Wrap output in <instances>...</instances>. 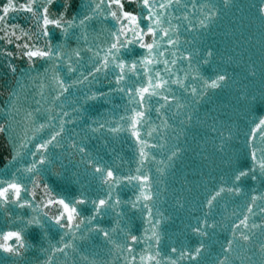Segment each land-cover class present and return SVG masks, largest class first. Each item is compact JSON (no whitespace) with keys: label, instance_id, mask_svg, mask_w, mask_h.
<instances>
[{"label":"snow or ice","instance_id":"obj_1","mask_svg":"<svg viewBox=\"0 0 264 264\" xmlns=\"http://www.w3.org/2000/svg\"><path fill=\"white\" fill-rule=\"evenodd\" d=\"M59 2L60 7L56 11H53V9L56 7V4ZM103 2V0H101ZM129 2H133V0H129ZM177 4H179V0H175ZM135 3L137 5H142V8L139 12L133 10V11H127L124 9V4L121 2V0H108V7L111 8L112 4H115L117 6L116 11H109L108 15H110L113 20L115 21L114 28L116 25H119L118 28H115L114 31H112L111 35L114 37V40L110 43L108 52L105 53L103 58L99 61V63H96L93 65L91 71L88 72V76H93V79H96V76L94 74H98L101 72H105L106 69H108L109 64L113 63L116 60H119V63L116 65L120 72L116 74L115 76V83L117 85L116 89H109V92L112 91H119V92H125V89L121 87V82L125 79V69H128L129 71L135 70L137 67V62H139L141 65H144V72L145 74L149 73V69L147 65L156 63V60L152 59L154 50L159 48V42L155 39V37L158 35L157 29H160V31L163 33L164 37H168L167 43L170 45H173V47L176 46L178 43L179 38L177 37L176 40H173L170 37V32L175 33L176 28L175 26L171 25V22L169 20V27L163 28L162 24L164 21L161 19L162 16H164V13L157 12L156 5L154 3H150V0H135ZM173 3V0H165L164 3H161L158 5L160 9H165L166 7H170ZM225 5L227 6L229 4V0H224ZM252 7L257 8V11L259 13V19L261 20L262 24H264V0H259V4H253ZM100 4H94V6L89 5L86 7V5L82 2L79 5H76V0H26L25 3H15L14 0H5V2L0 3V44L2 45H11L14 49L9 50L7 47L0 46V57H7L12 59H20V60H26L28 64L27 71L30 72L35 68L36 61L38 59L43 60L47 58V60L55 61L57 58L62 57L65 54L66 50V41L74 34L73 30L77 27L83 29L86 25V22L90 21L93 18V15L96 13V10L99 9ZM203 7V6H202ZM76 8H79L80 10L77 11ZM209 11L206 14H203V18L199 20L200 26L207 27L209 23L212 22V17L216 15V12L213 10V6L208 5ZM24 12L29 15L25 17V20L27 21L28 27H22L19 24H9V18L10 14L13 13H19ZM145 12L147 13L145 15ZM141 21L146 22L144 26H141ZM123 22V23H122ZM52 26V29L50 30V27ZM59 29L61 31V35L57 42L53 44V36H54V30ZM19 33V34H18ZM129 34L133 39L129 38ZM151 36L152 40L151 42H144L145 36ZM33 36L39 37L43 36L46 38L44 45L37 46L36 44L32 43ZM121 36L124 37V39H121ZM79 39V37H77ZM86 39V36H85ZM132 43L139 44V46L143 49H147V53L142 57L138 58V60H132L131 62H128L124 60L123 58H120L117 53L120 52L121 49H127L128 46ZM75 56H80V50L79 49H71L70 50ZM91 51V49H89ZM96 56H99V52L95 54ZM159 55H163V53H159ZM176 53L173 52L172 56L175 57ZM213 52L212 49L209 48L204 58L199 61L201 64H208L210 63V58L212 57ZM111 57V59H110ZM191 53L188 54V56L185 57V59L190 60ZM163 63L167 66L169 64L168 60H164ZM172 64L176 63V59L171 60ZM55 65H53L54 67ZM9 68L12 73H16L17 69L14 65L11 64L9 60ZM68 71H73V68L71 66L68 67ZM165 71H168L167 67ZM22 74H25V70H21ZM45 72H47V69H45ZM223 73V74H221ZM106 74V73H105ZM37 75H41L39 72ZM254 75V73H253ZM59 84V88L63 91H68L70 85H65L62 80H60L59 76L54 77ZM84 79H87V76L84 77ZM203 83L201 86V90L197 92L196 88H192L191 92L193 97H204L209 90L217 89L221 86H223V83L226 82L228 79L227 73L225 71L213 69V75L208 77H201ZM82 81L77 79L73 81L74 84H79ZM17 85L19 87H22L23 85L20 84V81L18 80ZM169 83V81L164 80L159 72L155 73V82L153 81V78L149 76L147 84H142L139 87H136L134 90V96L132 97L135 99V96L139 97L138 103L140 104L141 109L143 108L144 101L146 97H150L152 95H158L159 89L165 88V86ZM171 83L178 84L181 87L184 86L183 80L181 79H172ZM16 91L17 89H12L8 93V102L6 104V107L11 110L12 105L16 98ZM127 92L129 94L133 93L132 88H128ZM60 93H58L59 95ZM98 96L100 98H106L105 93H98ZM96 96L93 97H85V100L89 99H95ZM165 100L168 99L167 96L164 97ZM193 103H196L195 99L192 101ZM39 103V102H37ZM177 107L182 108L184 105H177ZM36 111H39L37 109ZM134 115L130 117V127L133 129L132 135L136 137L137 143L139 145V163L143 164L145 158L148 157V152L145 151V148L149 147L146 140L141 139L140 134L138 131H136L137 125L143 123V117L144 112L142 110L137 111L133 109ZM32 112L26 113V118L31 120L32 119ZM64 116H67L68 113L64 112ZM188 120H191V115H188L186 117ZM57 119L56 117L49 114L47 116V119L44 123H40L38 126L34 127L32 129L33 135L36 134V132L45 129L50 128L51 131L49 132L46 139H42L39 143L35 144L36 151L31 152V155L33 157L39 156L38 160H35L33 163L28 165V167L25 169V171L32 172L36 169L37 164L44 165L46 162L51 163L49 160V157L47 155L50 148H59L62 147L61 141L65 139V133L66 129L64 127L66 121L63 119V117L59 118L58 123L53 124L51 123L53 120ZM123 119V117H121ZM98 123V122H97ZM183 123V121H181ZM99 128H103V124L98 125ZM257 129H259V134L262 138H264V116L259 117V122L256 123L255 127L251 129V132L253 135L256 134ZM8 130L7 122L5 125H0V132H6ZM122 130L120 126L118 125L117 128L110 129L111 132H117ZM93 132L97 131L96 128L92 129ZM149 135H151V131L149 132ZM31 138L27 135V131L25 132L24 139L20 141V144L23 147H27V145L24 143V141H30ZM163 145H159V147H162ZM3 147V146H0ZM70 148L77 150L80 153H85L86 149L84 147H81L78 143L73 141L70 145ZM151 147H157V145H151ZM16 151V146H13V153ZM180 151L179 148H176L171 155L169 156V160H171L173 157L177 155V153ZM259 152V157L257 156V153ZM12 159L15 160L16 156L15 154L12 156ZM85 159L87 160V164L92 167V171L95 175L98 176L99 180L103 184H107L109 187L108 195L104 198H99L98 200H92V215L88 217L89 223H91L93 220H95L97 215H101L106 213L109 209H115V207L120 203L119 199L112 200V188L115 184L120 183V177H117L114 174V171L112 168L104 167L99 164H97L91 157V154L89 153ZM251 160H252V168L251 169H238L236 171V174L234 176L233 183L240 181L241 177H246L249 175V173H253L251 178L253 180H256V175L254 174L255 169L257 165L260 169L261 176H264V141H262L261 145L257 147H253L251 151ZM38 171V170H37ZM139 171V168L137 169ZM63 178V177H62ZM65 179H71V178H65ZM124 179L136 180L139 179L140 181L147 182L149 181L148 175H141L139 177L137 176H129L125 177ZM35 184V181H33ZM21 184L17 183L15 180L11 182H7L3 186H0V207L10 203V202H17L20 204V206H23L24 204H27V200L21 201ZM49 185L44 184V189L48 190ZM149 188V190L146 192L145 189ZM239 192V187H231L225 189V187L220 186L218 189L214 190L206 199L205 204L211 210L214 207V201L221 195L223 192ZM50 196V193H48ZM143 197L144 200H151L152 193L150 191V186L148 184H141L140 186V193L137 195L136 200L139 201ZM43 199V198H42ZM256 197L253 196L252 200L255 201ZM86 203V198H83V194L81 193V198H77L71 202H66L63 198L58 199H52L49 198L47 200V205L52 204H58L62 207V211H59L58 214L55 215H49V211H44L42 214L37 212L35 215L30 216L23 225V229L16 230V231H8L3 234V242H0V249H2L4 252L11 253L13 255H20L21 249L26 247V243L24 238L21 235V232L26 229L32 230V236L33 239L37 241H43L47 239V229L50 228L52 225L49 223L50 221H54L55 225L59 226L61 229L63 228H79L80 224L83 223V218H80V222L73 224V220L79 216V213L77 212V206ZM45 205V207H47ZM41 205L36 204V208H39ZM133 207H136V203L133 202ZM147 208V205H145ZM248 211L251 212V206L248 207ZM264 211V209H262ZM207 215V214H205ZM157 216L159 217L156 219L155 224L152 225V234L153 237L158 241L159 235L156 232V226L161 223V220L163 219L162 214L157 213ZM47 218V219H45ZM248 216L245 215L244 219L240 221V225L243 226L244 229H248L249 225L247 223ZM207 225V221H201L198 223V226L193 228V232L197 233L198 235H206L205 227ZM259 225L252 224L251 228H257ZM233 232H238L240 234V238L243 241H249L250 236L248 234H245L244 231H241L239 226L236 224H233L232 226ZM97 231L101 232L104 237L109 236V232L105 231L103 229L97 228ZM14 238V245L8 243V241L13 240ZM130 239L132 241H137V236H131ZM62 242V241H60ZM59 243V242H58ZM109 243H113V241L109 240ZM70 245H65V247H68ZM117 249H121V245H115ZM233 246V240L229 239L227 241V247H223L222 252V258L218 259L217 264H231V257H230V250ZM204 248L203 243H201L198 247H195L194 249H188V250H181L179 253V256L177 259H189L191 261H196L197 257L201 254V250ZM261 248L264 249V245H261ZM128 249V255L131 256V260L128 262V264H132V262L135 261V256L132 255V247L131 245L127 246ZM43 251H47V249H42ZM51 250L53 252L60 251L63 252V248H56L55 246H52ZM172 253L177 252L176 248L171 249ZM67 255V253H65ZM155 255H159V252H156ZM146 257L141 256V261L145 260ZM149 260H155L154 255H150L147 257ZM156 264H160L159 261H156ZM171 264H177L176 260H172Z\"/></svg>","mask_w":264,"mask_h":264}]
</instances>
